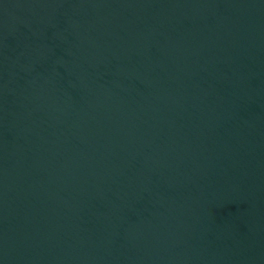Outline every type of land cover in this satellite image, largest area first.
<instances>
[{"label": "water", "instance_id": "obj_1", "mask_svg": "<svg viewBox=\"0 0 264 264\" xmlns=\"http://www.w3.org/2000/svg\"><path fill=\"white\" fill-rule=\"evenodd\" d=\"M0 264H264V0H0Z\"/></svg>", "mask_w": 264, "mask_h": 264}]
</instances>
